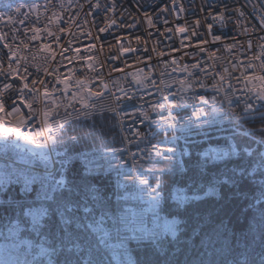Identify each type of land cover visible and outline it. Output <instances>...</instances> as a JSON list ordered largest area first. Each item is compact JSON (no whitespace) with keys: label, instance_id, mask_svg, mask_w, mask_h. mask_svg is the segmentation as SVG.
Wrapping results in <instances>:
<instances>
[{"label":"snow or ice","instance_id":"snow-or-ice-1","mask_svg":"<svg viewBox=\"0 0 264 264\" xmlns=\"http://www.w3.org/2000/svg\"><path fill=\"white\" fill-rule=\"evenodd\" d=\"M177 0H171L170 4H163V6H157L158 11L168 13L172 15L174 12H184L185 8L182 4L176 7ZM15 9L16 13L21 12V8ZM31 8L38 9L39 5H31ZM89 7H92L90 4ZM96 8L100 7V4L95 5ZM211 8V5H209ZM114 9H109V11ZM220 9H223L221 11ZM208 16L213 21H218L221 28L227 26L228 23H234L236 28L240 29L244 35H249V29L244 27V21L247 19L244 10L241 8L229 9L226 0H217V8L215 11H208ZM233 17H236L233 20ZM8 21H12L13 17H7ZM61 17L53 15L48 20L42 30L39 27L29 26L24 29L25 35L27 32H32L30 37H27L29 41H35L41 39V33H45L47 36L53 37V43H59L60 37L50 30L52 23H57ZM29 20L28 13H23V19L19 20V24H24ZM144 20H146L149 28H155L159 36L165 39H172L167 33L181 34L180 49L172 48V51H180L187 48L189 44L185 41H191L193 37L197 38L196 48L200 52H205L203 47L205 44H215L227 39L226 34H214L213 24L207 25V32L211 36V40L201 39V33L198 29L201 27V21L196 19L192 22V25L186 26L181 23H177L174 28L168 27L164 32H161L156 27V21L160 20L159 16L155 17L148 13L144 14ZM36 23H39V17H37ZM71 25L75 23V20H69L66 22ZM87 23V21H85ZM116 21L111 20L107 28H99V32H105L108 28H111ZM137 23L120 25L121 27L135 28ZM164 25L169 24L167 19L162 21ZM260 24L264 25V17H261ZM255 28V26H253ZM14 33L19 29H11ZM58 31L61 33L70 32L71 29L65 27H58ZM264 31V27L261 28ZM151 37L152 33H148ZM15 39V35L12 37ZM93 39H96L93 37ZM118 55L111 57L112 60H117L125 53H131L138 51L130 45L125 47L119 43L120 37H117ZM234 43L226 44L225 48L228 51H232L237 44L235 37H232ZM264 40V36L260 37ZM8 35L6 33L0 34V41L3 43V48H0V140H4L6 144H13L16 148L21 149L23 155L21 159L25 164L29 165L27 168H15L11 171L0 174V190L8 184L17 183L23 184L22 192L24 197L21 200L9 202L12 205V213L9 217H4L7 222L5 227L6 232H0V239L5 241L0 245L6 251L7 250H24L26 253H32L36 249H39L40 253H43L49 257V264H113V259H109L104 250L114 248L111 242L113 240L118 241L119 246L123 247L125 242L129 239L124 235L125 219L123 216L113 215L105 200L100 197L94 186H90L83 181H77L75 179H67V171L70 168V161L74 157H68L67 153L64 155L66 159L60 160L59 167L54 166V162L44 151L37 152L36 149H44L49 142L55 145L59 142V137L62 135L65 125L72 120L77 122L80 120H86L91 116L89 109L95 110L97 105L91 101L92 97H102L104 92L107 91L112 99L115 101V106L110 109L113 118L120 125L124 124V120L128 119L132 121V124L127 125L128 135L121 138V144L133 145L137 151L131 152L128 147L113 148L110 149L112 153H120L123 155L128 152L133 160L137 159L138 153H142L141 161L152 163V157L163 158L165 160H172V156L166 155V153H175L176 149L173 147H166L161 149L156 144H150L148 148H140L139 144L143 143L148 137L139 130H132L133 125L137 123H144L145 120H149V112L145 111L142 104L143 96H137L136 89H132L133 94L129 95V90L119 87L116 84V89L120 95L112 93L108 84L104 82L99 71L93 66V64H87V67L92 73H95V79L100 81L99 86L92 90L91 88L85 91L87 84L91 82L90 79L81 80L78 77L75 78L74 86L77 87V93H83L81 98L82 108L80 110L75 109L74 104H68L65 107V111L61 113L60 104L56 103L54 93L59 91L62 94L67 92L68 83L71 78L75 76L72 69L68 71V77L62 78L58 70L54 67L51 72L48 68L43 69L37 67L35 73H30L28 66L31 62L28 58L23 57L24 63H21V58L18 56L16 50H14L9 43ZM137 43L141 42V37L136 36ZM75 43V35L73 39L67 42L66 46L62 47L60 57L62 60H66L68 63L73 62V58L80 53V48L73 49L71 45ZM25 47L28 45L24 41H21ZM95 45H89L85 51L91 50ZM246 49H253V41L249 38L245 45ZM260 48L258 55L254 54L249 58L246 64L239 66L233 65V69L237 67L244 69L243 74L240 77H234L237 84H242L240 89L235 88L230 82H228L224 75H219V81L216 84L210 85L215 95L208 97L206 95H199L195 93V87L206 88L204 83L200 82L199 77H195V83L180 81L181 92L191 91V95H180V93H168L173 97H179L175 100H168L167 95H164V90L160 88L155 81H150V86L156 87L157 91L161 92V99L156 102L143 101L148 104V108L152 112H159L161 109H165L168 113L167 116H160L158 121H152L153 124L175 130L176 128V116L173 115L175 108H180L181 105H191L193 112L191 116L196 119L192 120L191 116L186 121L184 127L186 130H191L192 126L196 127V135L202 136L203 141L185 140V148L183 149L181 156L193 155L189 151L187 145L191 143L193 146L199 145L202 142L208 141H220L215 147L209 144V147L202 152H195V159L193 167L196 174L201 179L205 176H211L212 181L215 183L227 184L230 187L237 189L236 194L242 197H247L248 193L240 192V187L247 183L253 186L258 192L257 195H253L252 199H255L258 204L264 203V129L260 130L259 136L252 129L245 131H239V128L246 122L254 121L259 117L260 122H264V43L257 45ZM3 49H8L4 52ZM44 50L49 53V56L45 58V63L50 59L54 60L55 53L52 46L48 43H41L38 46V51ZM155 51V49H152ZM148 49L145 48V52ZM65 53H72L71 56L65 55ZM163 51L158 52L157 56H164ZM212 59H216V53L210 54ZM233 58L235 54H233ZM82 61H91V55H81ZM151 60V57H147ZM7 62V66L3 64ZM259 61V63H256ZM99 63V61H97ZM13 64L16 67H13ZM172 65L176 64V59L171 61ZM101 67L103 65L101 64ZM149 67V65H146ZM193 68L200 67L199 63L192 65ZM23 68L21 72L20 69ZM251 69V73L247 70ZM183 71H187V66H184ZM43 71L47 76L53 77L52 80H46L40 78V72ZM113 71H121L120 69H113ZM142 71V70H141ZM204 71L206 76L210 74ZM224 73H228L231 77V73L228 69H223ZM259 72V74H257ZM151 74V69L148 75L145 76V80ZM191 75V74H190ZM33 77L29 80V77ZM10 77L12 79H10ZM131 88L132 84H143L144 81L134 77L133 81H128ZM225 83H228V90L224 91L221 96L222 90H224ZM56 84H64L63 89L57 88ZM240 93L238 96L237 93ZM43 93V99L51 100V103L45 105L43 108L36 107L38 103H42L40 97ZM219 97V99H218ZM19 102V103H18ZM212 105V112H205L203 105ZM121 105L125 107H131V112L123 111ZM224 105H227L225 109ZM242 105V107H241ZM70 107L76 112L73 116L71 112L67 111ZM24 109H27L25 112ZM236 109H240L239 112ZM214 112H230L232 115L229 118V124L231 125V131H228L223 126H214L216 121L202 119L205 116H211ZM234 121V123H233ZM21 129H25L22 131ZM124 128H121L123 131ZM148 135H151L150 133ZM9 137H15L18 139L10 140ZM237 137L242 138L245 143H241ZM22 139L26 143L21 144L19 140ZM73 142H77L76 137H69ZM178 137L173 136L171 143L175 144ZM135 141V144H134ZM29 145H35L36 148L29 147ZM255 145V147H253ZM30 154V155H29ZM59 155V154H58ZM86 153L78 154V157H86ZM39 160L44 167L43 172L35 171L31 165L34 161ZM137 166L136 164L133 165ZM177 166L181 171L184 170L183 160H179ZM93 168L85 160V175L92 172ZM169 171H172L171 169ZM141 184H148L146 179H140ZM195 181H191L188 187H191ZM36 186V187H33ZM161 187V181L157 180V187L152 189L156 196H159L158 189ZM203 187L201 183L195 189H193L192 195L187 194V188L177 189V193H183V195H173L174 199L179 200V204L182 206L187 202H194L201 199L199 194V188ZM34 195L29 198V194ZM207 195V193H205ZM3 203V202H0ZM167 224V231H172L173 235L176 231V224L165 222ZM31 236L32 239H24L23 237ZM153 239L157 241L159 246V234L153 233ZM0 264H19V261L0 260ZM24 264H29L25 261ZM115 264H128L126 260H116ZM144 264H155V261L151 256L145 258ZM244 264H248L245 260ZM259 264H264V256H261Z\"/></svg>","mask_w":264,"mask_h":264},{"label":"built area","instance_id":"built-area-1","mask_svg":"<svg viewBox=\"0 0 264 264\" xmlns=\"http://www.w3.org/2000/svg\"><path fill=\"white\" fill-rule=\"evenodd\" d=\"M229 9L241 8L244 10L247 19L244 21V27L249 29V35H244L241 33L240 29L236 28L234 23H228L226 27L221 28L218 21H213L210 16H208V11H215L217 8V0H177L176 7L180 4L185 8L184 12H174L172 15L168 13L161 14L157 6H163V4H170L171 0H0V34L6 33L8 35L7 43L16 50L18 56L21 58V63H24L23 57H27L28 61L31 63L28 66L30 73H35L37 67L43 69L48 68L51 72L55 67L58 70L59 75L62 78L68 77L69 69H72L75 76L71 78L68 83V90L65 93L59 91L55 92L56 103L60 104V111L63 113L65 107L68 104H74L76 110L82 108L81 98L83 93H77V87L74 86L75 78L78 77L81 80L90 79L91 82L87 84L85 91L91 88L95 90L100 81L95 79V73L87 67V64L91 63L99 71L105 83L111 89L112 93L115 95H120L116 89V84L119 87L129 90V95L133 94L132 89H136L137 96H143V101L156 102L161 99V92L157 91L156 87L150 86V81H155L161 89L164 90V95H167L168 100H175L179 97H173L168 95V93H180V95H191V91L185 93L181 92L180 81H185V83L193 82L195 83V77H199L200 82L204 83L206 88L195 87V93L199 95H206L211 97L215 95L212 91L210 85L216 84L219 81V75H224L226 80L230 82L235 88L240 89L243 87L242 84H237L234 77H240L244 69L237 67L236 70L233 69V65L239 66L241 64H246L254 54L258 55L260 53V48L257 45L264 43L260 37L264 36V31L261 28L264 25L260 24L261 17H264V0H226ZM99 3L100 7L96 8L95 5ZM92 7H89V5ZM21 8L20 13H16L15 9L17 7ZM31 5H39L38 9L31 8ZM114 9L109 11V9ZM211 5V8H209ZM223 11V9H220ZM23 13H28L29 20L25 21L24 24H19L18 21L23 19ZM148 13L152 15L154 20L156 16L160 17L159 21H156V27L164 32L166 28H174L177 23L184 24L186 26H191L192 22L196 19L201 21V27L198 29L201 33V39L211 40V36L207 32V25L209 23L213 24V33L221 34L223 32L226 34L227 39L216 42L215 44H205L203 47L206 49L205 52H200L196 48L197 38L193 37L191 41H185L189 44L187 48L181 49L180 51H172V48L180 49V40L182 38L181 34L167 33L172 39H165L159 36L155 28H149L146 20H144V14ZM61 17L58 24L52 23L49 27L50 30L60 37L59 43H53V37L47 36L45 33H41V39L35 41H29L27 37H30L33 33L27 32L25 35L24 29L32 26L39 27L42 30L48 23V20L53 17V15ZM13 17V20L8 21L7 17ZM37 17H39V23H36ZM115 20L116 23L108 28L105 32H99V28H107L108 23L111 20ZM167 19L169 24L164 25L162 21ZM236 17H233L235 20ZM69 20H75L74 24H67ZM87 21V23H85ZM135 28L121 27L120 25H128L137 23ZM255 26V28H253ZM58 27H65L71 29L70 32L61 33L58 31ZM19 29L17 32L11 31V29ZM151 32L152 35L149 37L148 33ZM73 34L75 35V43L71 45L73 49L79 47L80 53L73 58L72 63H68L66 60H62L60 57V52L62 47L67 45V42L73 39ZM15 35V39L12 37ZM136 36L141 37V42L137 43L135 40ZM95 37L96 39H93ZM117 37H120L119 43L123 44L125 47L129 45L134 49H139L138 51L125 53L119 57L117 60H112L111 57L118 55V43ZM232 37H235L236 41L239 43L230 52L225 48L226 44L234 43ZM253 41V49L248 50L245 45L248 39ZM24 41L28 46L25 47L21 44ZM3 43L5 41H0V48H3ZM41 43H48L52 46L55 53V59L49 60L45 63V58L49 56L44 50L38 51V46ZM89 45H95L92 47L90 52L85 51ZM145 48L148 49L145 52ZM152 49H155L153 51ZM7 52L8 49H3ZM163 51L164 56H157L158 52ZM212 52L216 53V59H212L210 54ZM235 54L236 58H233ZM67 56H71L72 53H65ZM81 55H91V61H82L80 59ZM150 56L151 60L147 57ZM176 59V64L172 65L171 61ZM99 61V63L97 62ZM199 63L200 67L193 68L192 65ZM259 63V61H256ZM101 64L103 67H101ZM149 65V67H146ZM7 66V62L3 64ZM184 66H187V71H183ZM13 67H16L13 64ZM120 69L121 71H113V69ZM228 69L231 73V77L228 73H224L223 69ZM151 69V74L148 79L145 80V76L148 75ZM204 69L210 75L206 76ZM142 70V71H141ZM23 71V68L20 69ZM251 73V69L247 70ZM191 74V75H190ZM259 74V72H257ZM40 78L46 80H52L53 77L47 76L43 71L40 72ZM134 77L144 81L143 84L133 83L131 88L128 81H133ZM33 77H29L31 80ZM0 79H3L0 77ZM10 79H12L10 77ZM57 88L63 89L64 84H56ZM228 90V83H225L224 90L221 92L223 96L224 91ZM239 96L240 93L238 92ZM42 103L35 105L36 107L43 108L45 105L51 103V100L43 99V93L40 97ZM219 99V97H218ZM141 101L145 111L149 112L150 119L145 120L144 123H137L133 125L132 130H139L144 133L148 138L144 140L143 143L139 144L140 148H148L150 144L158 145L162 150L166 147H173L176 152L166 153V155L172 156V160H165L166 162L172 164H178L179 160H183L181 153L183 151L182 143L184 141L183 136L188 133L196 132L195 125L192 126L191 130H186L183 125H185L188 118L193 112L191 105H181L180 108H175L173 110V115L176 116V128L175 130L167 128L166 126L161 127L157 124H153L152 121H158L160 116H167L168 113L165 109H161L159 115L157 112H152L148 108V104ZM97 105L96 109H89L91 116L88 119L107 115L113 117L110 109L115 106V101L109 95L107 91L104 92L102 97H92L91 101ZM19 103V102H18ZM205 112H212V105H203ZM225 109L227 105H224ZM242 107V105H241ZM123 111L131 112V107H125L121 105ZM26 112L27 109H24ZM68 112H71L73 116L76 112L72 108H67ZM237 112L240 109H236ZM230 112H214L211 116L202 117V119L215 120L216 124L214 126H225L229 124V118L231 117ZM192 120L196 118L191 116ZM87 120V119H86ZM83 121V120H80ZM116 121V120H115ZM79 122V121H77ZM72 120L65 125H72ZM234 123V121H233ZM132 124L131 120H124V124L120 125L116 121V126L120 133V138L128 135L127 125ZM124 128L121 131V128ZM64 128V129H65ZM25 131V129H21ZM239 131H245V125L243 124ZM151 135H148V134ZM175 136V144L171 143V138ZM10 140L17 139L15 137H9ZM24 143H26L24 141ZM135 144V141H134ZM57 144L53 145L51 142L42 149L48 154V156L54 162V166L57 167V162L53 155V150ZM213 147L216 144H211ZM35 146V145H33ZM128 147L131 152H136L137 149L133 145L121 144L119 148ZM209 147V145H208ZM207 147V148H208ZM23 152L21 149L16 148L13 144H6L4 140H0V174L4 172L11 171L13 167L15 168H27L29 165L25 164L21 159ZM30 155V154H29ZM142 153H138L137 159L134 161L132 156L125 152L123 155L120 153H112L107 151L104 154L92 157L88 159V164L93 168V171L87 175H97V174H107L115 173L122 181H127L126 176H129L128 181L134 183V191L128 200H131L134 205L128 206L126 210L120 215L125 219V226L129 227L133 224H138L144 222L149 216L157 213V203L158 198L156 193L152 191L155 187L151 184L149 178L140 174L136 170V166L133 165L145 163L141 161ZM157 158V157H152ZM31 167L38 172H43L44 167L39 160L34 161ZM146 179L148 184H141L140 179ZM13 187L16 188L20 193L23 189V184L12 183L4 186L3 188ZM36 187V186H33ZM31 195H34L32 193Z\"/></svg>","mask_w":264,"mask_h":264},{"label":"trees","instance_id":"trees-1","mask_svg":"<svg viewBox=\"0 0 264 264\" xmlns=\"http://www.w3.org/2000/svg\"><path fill=\"white\" fill-rule=\"evenodd\" d=\"M247 129H252L257 136L264 129V122L259 117L254 121L245 123ZM231 131V126H224ZM64 139L55 150L57 162L67 157H74L70 161L67 171V179H75L78 182L94 186L97 194L102 197L110 212L118 215L128 205L122 200L126 192H130L129 185L125 189L117 186V178L114 174L85 175V160L99 154L101 151L117 148L120 144L119 132L114 119L109 116L95 117L85 121L74 123L64 129ZM61 136V135H60ZM69 137H76L73 142ZM185 139L188 141L200 140L203 137L191 134ZM241 143L245 141L237 137ZM217 144L220 141L202 142L193 146L187 145L193 153L191 157L183 158L184 170L177 165L152 159V163L141 164L140 172L150 177L151 182L157 187V180L161 181L159 192V215L160 219L173 220L176 224V235L169 236L159 234V246L153 238L142 240L131 238L127 232L123 234L129 239L123 247L118 241L111 243L114 248L105 249V255L109 259L126 260L128 264H144L145 258L151 256L155 264H259L261 256H264V203L258 204L253 195L258 196L256 189L245 183L239 191L248 193L247 197L236 194L237 189L227 184L215 183L212 177L205 176L202 179L197 176L193 167L195 152H202L209 144ZM255 147V145H253ZM86 153V157H78V154ZM59 154V155H58ZM59 167V163L57 165ZM172 171H169V170ZM191 181H195L188 187ZM199 188L201 199L187 202L182 206L173 195L177 189L187 188V194L192 195L193 189ZM207 193V195H205ZM29 194V198H31ZM24 193L16 188L7 187L0 190V232H6V220L12 213V205L9 203L23 199ZM154 219H149L147 227L154 225ZM151 231L156 230L153 228ZM24 239H32L25 235ZM5 241L0 239V245ZM24 251V250H23ZM29 255V264H49V257L36 249ZM55 264V261H53Z\"/></svg>","mask_w":264,"mask_h":264},{"label":"rangeland","instance_id":"rangeland-1","mask_svg":"<svg viewBox=\"0 0 264 264\" xmlns=\"http://www.w3.org/2000/svg\"><path fill=\"white\" fill-rule=\"evenodd\" d=\"M64 138H65L64 135H61L59 137L58 144H60V142H64L62 141V139ZM20 143H23V142H20ZM29 147H32L34 149L36 148V146H33V145H29ZM36 151L39 152L41 151V149H36ZM103 152L105 151H101L100 153H103ZM54 155H55V151H54ZM140 168H141V165H138L137 169L139 170ZM165 222H168V224H170V223H173L174 221L164 220V219H160L159 217H156L154 219V225L152 227L142 226V227H136L133 230H125V229L124 230L128 233V235H130L131 238H134L136 234H144V235L148 234L151 232L153 228L156 230V232L160 231L162 234H166L172 237L175 236L176 231H175V234L173 235L172 231L166 230L167 224ZM0 260L19 261V264H24L25 261L29 262V255L23 250H7L6 251L3 247H0Z\"/></svg>","mask_w":264,"mask_h":264}]
</instances>
